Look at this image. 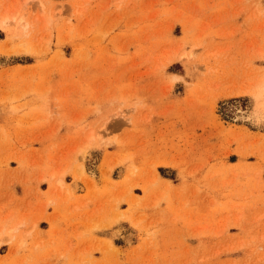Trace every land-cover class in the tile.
<instances>
[{
    "label": "rangeland",
    "instance_id": "obj_1",
    "mask_svg": "<svg viewBox=\"0 0 264 264\" xmlns=\"http://www.w3.org/2000/svg\"><path fill=\"white\" fill-rule=\"evenodd\" d=\"M3 207L0 264H264V0H0Z\"/></svg>",
    "mask_w": 264,
    "mask_h": 264
},
{
    "label": "crops",
    "instance_id": "obj_2",
    "mask_svg": "<svg viewBox=\"0 0 264 264\" xmlns=\"http://www.w3.org/2000/svg\"><path fill=\"white\" fill-rule=\"evenodd\" d=\"M43 183L45 185V189H44V191L42 193H47L49 191V186H48V184L46 182H43ZM28 187L29 186L24 182L22 188L25 189L26 192L20 194L21 197L18 199L19 201L15 202L13 205H11V207L13 206V207L19 209V211H20V219H22L24 217L27 218V215L29 213L30 214H34L31 217V220L35 218V222L31 221V223L37 224V227H36V233H35V236H34V239H33L34 243L32 241H29L30 243L25 249H19L18 251H20V253L22 252L24 254H28V255H31V256L34 255L35 257L37 255H42V261H43L44 258H45L44 250L46 251L47 249H50L51 247L55 246V244L53 242H55V240L57 238H51L50 239L49 237H50V235H53L54 231H55L54 230V224H56V219L55 218L59 217L61 219V217H60V214H58V212L56 211V209L53 210V208H52L53 205H48L47 212H46V214H44L45 213V209L44 208L46 206H44L43 202L46 201V200H44V198H42V197H41V199L37 198L35 203H31L30 202L31 198L28 195V192H29L30 189H27ZM78 187H79V189L76 191V194H75L77 197H79V194H81L82 192L86 191V188L81 183L78 184ZM38 189L41 190V186H39ZM49 197H50V195H49ZM82 197H84V196H82ZM45 199H47V198H45ZM30 203L31 204H36L35 208L31 207ZM81 205H82V201H81L80 206ZM2 206H4V205H2ZM7 207H3L2 209H0V213L2 212V217L4 219H8V220H5L6 226H8V223H10V224L13 223V222L10 221V217L7 216V212H6L7 211ZM49 209H51V212H49ZM9 211H10V209H9ZM86 218H87V216L84 215V214H81V213L72 214V216L70 218H66L65 222L67 224L63 226L64 228H66V230H65L66 233L71 235L73 233V230H71V229L76 227L77 225H80L81 223H84V221L86 222ZM87 222H88V228H90V222L89 221H87ZM111 230H113V231L116 230V227L114 229H113V227L110 228V229L109 228L108 229L104 228L102 230L96 229L95 231H93V233L88 234L89 231L86 230L85 227H84L83 231L79 232L80 236H78V238H81L83 235H89V236H86V237L97 238L99 240L108 241V240H111V237H112V233H111L112 231ZM68 231H70V232H68ZM61 235L64 236V234H61ZM113 242H114V245L116 247L119 246V245H117L115 239L113 240ZM74 244H75V240L72 243H70V245H68L69 248L73 247ZM3 246L7 247V250H9V252L5 255V256H8L10 254V251H11L12 247L7 245V244L3 245ZM3 251H6V248L3 249ZM14 251H15V247H14ZM40 252H42V253H40ZM68 256H66L60 262V264H67V260L66 259L69 258ZM58 260H57V262H58Z\"/></svg>",
    "mask_w": 264,
    "mask_h": 264
}]
</instances>
